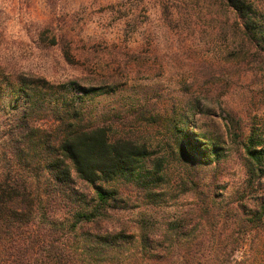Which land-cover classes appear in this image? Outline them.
<instances>
[{
	"label": "trees",
	"instance_id": "trees-1",
	"mask_svg": "<svg viewBox=\"0 0 264 264\" xmlns=\"http://www.w3.org/2000/svg\"><path fill=\"white\" fill-rule=\"evenodd\" d=\"M224 2L245 44L264 51L259 7L251 0ZM115 93L38 76L0 80V97L11 98L0 123V264H258L234 258L251 235L264 234L261 131L246 134L229 117L228 150L187 134L194 107L181 115L187 173L179 193L193 204L159 222L158 201L177 192L164 187L163 159L147 167L150 148L115 132L118 116L99 100ZM233 152L243 162L246 188L228 195L207 182L204 170L218 172ZM118 182L136 185L150 202L130 223L119 216L129 207L113 186Z\"/></svg>",
	"mask_w": 264,
	"mask_h": 264
},
{
	"label": "rangeland",
	"instance_id": "rangeland-1",
	"mask_svg": "<svg viewBox=\"0 0 264 264\" xmlns=\"http://www.w3.org/2000/svg\"><path fill=\"white\" fill-rule=\"evenodd\" d=\"M251 1L264 15V0ZM18 76L116 89L99 98L118 116L115 132L150 148L147 167L163 159L164 187L177 192L158 201L159 222L193 204L179 193L187 173L181 115L194 107L187 134L228 150L229 117L264 136V51L245 44L224 0H0V80ZM9 100L0 97V123ZM227 160L218 172L204 170L207 182L242 192L243 162L235 152ZM113 186L127 198L125 222L150 208L136 185ZM263 240L251 235L234 260L264 263Z\"/></svg>",
	"mask_w": 264,
	"mask_h": 264
}]
</instances>
